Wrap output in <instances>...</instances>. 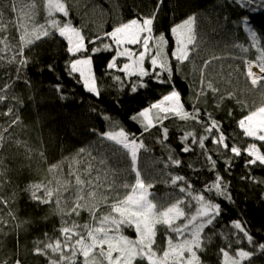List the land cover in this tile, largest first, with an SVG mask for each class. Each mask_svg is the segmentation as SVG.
Listing matches in <instances>:
<instances>
[{
  "label": "snow or ice",
  "instance_id": "snow-or-ice-1",
  "mask_svg": "<svg viewBox=\"0 0 264 264\" xmlns=\"http://www.w3.org/2000/svg\"><path fill=\"white\" fill-rule=\"evenodd\" d=\"M79 3L0 0V264H36L34 258H43L46 264H207L204 256L214 239L222 241L217 251L219 264H261L264 238L258 239L242 218L222 224V202L235 204V200L231 182L218 164L222 161L224 171L231 174L236 161L246 157L247 173L240 179L264 185V178L252 172L264 168V35L251 23L250 15L264 12V0H226L222 6H238L247 13L235 19L227 14L222 17L232 31L240 29L246 34L247 45L233 40L224 50H218V45L202 47L207 33L201 34L198 14L192 13L171 27L175 47L170 54L165 33L157 34L155 26L165 0H155L147 12L140 10L143 5L133 3L134 14L126 20L125 5L113 0L111 15L116 22L110 31L101 24L95 32L87 23L73 22L72 13ZM41 8L43 22L37 19ZM56 37L65 42L70 58L65 72L97 100L103 88L93 57L102 52L114 53L105 75L112 81L107 87L118 94H136L148 88L150 81L167 86L158 100L129 117L139 125V133L126 129L98 106H90L89 111L105 122V130L90 126L89 131L98 138L95 144L80 147L55 163L48 162L43 147L35 149L19 138L25 101L17 85L32 87L27 72L31 65L39 64L40 43ZM250 49H254L255 59L248 58ZM204 52L208 55H202ZM224 61L241 63H229L225 74ZM185 65L190 66L188 72ZM217 65L220 72L210 71ZM47 69L53 71V65ZM236 73L244 77L243 89L232 86L234 80L239 82ZM176 76L188 86L186 98ZM54 88L61 100L68 98L63 85L57 83ZM246 95L253 99L249 101ZM228 101L247 110L236 122L239 133L231 135L214 111L208 110L210 104L223 110ZM120 102L118 96L116 103ZM227 115H233L231 108ZM167 120L184 122L174 124L182 133L178 136L180 153H194L198 167L195 161L185 165L168 142ZM188 122L202 131L186 130ZM153 129L158 130L154 142L164 153L159 157L146 143ZM209 140L212 148L207 146ZM33 161L47 164L50 178L20 183L24 174L33 171ZM184 166L193 174L205 169L212 178L198 188L192 177L174 171ZM157 185L164 186L163 194ZM21 199L40 215L22 217L18 211ZM260 199L264 201V192ZM82 213L88 215L84 222L80 221ZM53 217L58 218L59 226L52 233L43 232L31 248L21 244L22 234L26 236L34 225ZM126 229L134 231V239L125 234ZM10 242L14 248H9Z\"/></svg>",
  "mask_w": 264,
  "mask_h": 264
},
{
  "label": "trees",
  "instance_id": "trees-1",
  "mask_svg": "<svg viewBox=\"0 0 264 264\" xmlns=\"http://www.w3.org/2000/svg\"><path fill=\"white\" fill-rule=\"evenodd\" d=\"M117 2L125 5L122 9L123 19L125 20L131 18L134 14L132 11L133 3L143 5L140 10L144 12H147L155 4V0H117ZM112 4L113 0H80L79 5L72 13L73 22L77 25L87 23L92 32L97 31L98 26L101 24L104 25V30L110 31L116 22L115 18L111 15ZM225 4L226 0H165L166 6L162 8L155 26L157 34L159 32L165 33L169 41V54L175 47V40L170 31L171 27L181 23L192 13L198 14V28L201 34L207 33L205 37L207 43L202 47L218 45V50H224L225 44L233 40L247 45L249 42L242 30L236 29L232 31V25L222 21L224 14L235 19L247 13H243L238 6L222 7ZM84 13H87V15L85 16ZM250 15L251 23L259 30L261 35H264V12ZM43 16L44 12L41 8L37 17L39 22H43ZM212 29L216 30L212 31ZM65 48V42L59 37L40 43L38 49L40 52L39 64L31 65L27 72L28 77L32 81V87L28 88L23 83L17 85V92L25 101V105L21 110L24 129L18 130L19 138L28 141L35 149L43 147L50 163H55L63 156L74 153L80 147L95 144L98 138L89 131L90 126H94L100 131L105 130V122L97 114L89 111L90 106H98L101 112H106L119 119L126 129L139 133V125L129 117L142 108L147 107L149 103L158 100L167 91V86L150 81L148 88L141 89L136 94H118L114 88L107 87L112 84V81L109 76L105 75L106 65L114 53L102 52L93 57L94 70L103 88L102 96L97 100L84 91L82 84L76 83L65 72V62L70 59ZM202 55H208V53L204 52ZM247 56L249 59H255L256 53L254 49H250ZM223 63L226 74L229 71L227 67L229 63L235 66V64L241 62L224 61ZM49 64L53 65V71H48L47 65ZM146 66L150 67V65ZM242 68L243 65L241 64ZM189 70L190 66L185 65L184 71L188 72ZM210 71L218 73L221 69L217 65L213 69H210ZM117 74L122 75L120 73ZM236 76L239 77V82L236 83L234 80L232 86L243 89L245 86L244 77L240 73H236ZM175 79L179 90L186 98L189 95L187 84L180 76H176ZM57 83L64 86L65 94L68 97L66 100H61L56 93L54 85ZM118 96L121 101L119 104L116 103ZM246 98L249 101L253 99L251 95H246ZM256 99L258 100V98ZM226 104L227 107L223 108V110L215 109L214 105L210 104L208 110L214 111L216 117L223 121L226 134L239 133L236 122L243 115L247 114V110H242L241 106L231 101L226 102ZM187 107L190 109V105H187ZM228 108L232 109L233 115L231 117L227 115ZM2 121L3 118H0V122ZM165 124L170 129L168 142L180 153L182 146L179 143L178 136L182 133L177 131L174 124L184 125V122L167 120ZM185 128L186 130L195 128L198 133L202 131L200 126L194 124V122H188ZM157 133L158 130L153 129L152 137L147 138L146 143L152 145V154L159 157L164 155V153L160 145L154 142V136ZM41 140L43 141V145L41 144ZM206 143L208 147H213L210 140ZM180 157L185 162V165L188 162L195 161V166H199V160L194 153H180ZM214 158L216 157L214 156ZM245 158L242 157L236 161L231 174L224 171L222 161L218 164L221 174L224 175L226 180L231 182V189L235 200V204L222 202L225 208L222 224L242 218L247 222L248 227L258 239L264 238V201L260 199L261 193L264 192V185H253L240 179L242 175H246L247 173L243 163ZM174 171L192 177L198 188H202L203 183L212 178V174L208 173L205 169H202L198 174H193L192 170L186 166ZM252 172L258 178H264V168H253ZM196 175H199L200 179H195ZM48 178L50 177L47 173V164H37L36 161H33V171L24 174L20 178V183L27 184L30 181ZM157 188L161 194L165 191L163 185H157ZM18 211L22 217H38L40 215L39 210L34 209L26 199H21ZM87 219V213H82L80 221L84 222ZM58 226L59 220L56 217L49 219L47 222L34 225L26 236L21 235V244L31 248L34 239L42 236L45 231L52 233L54 228ZM125 234L133 239L135 238V233L130 229H126ZM9 240L11 241V237ZM218 244H222V241L214 239L209 252L204 256L207 264H219L217 256ZM9 248H14V243L10 242ZM23 251L22 247L21 254H23ZM34 259H36V264H46L43 258ZM261 264H264V261H261Z\"/></svg>",
  "mask_w": 264,
  "mask_h": 264
},
{
  "label": "bare ground",
  "instance_id": "bare-ground-1",
  "mask_svg": "<svg viewBox=\"0 0 264 264\" xmlns=\"http://www.w3.org/2000/svg\"><path fill=\"white\" fill-rule=\"evenodd\" d=\"M255 70V69H254Z\"/></svg>",
  "mask_w": 264,
  "mask_h": 264
},
{
  "label": "rangeland",
  "instance_id": "rangeland-1",
  "mask_svg": "<svg viewBox=\"0 0 264 264\" xmlns=\"http://www.w3.org/2000/svg\"><path fill=\"white\" fill-rule=\"evenodd\" d=\"M134 232V231H133Z\"/></svg>",
  "mask_w": 264,
  "mask_h": 264
}]
</instances>
